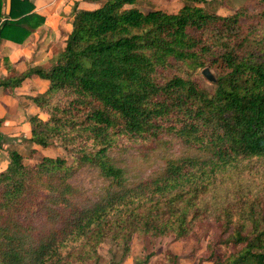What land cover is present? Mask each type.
Listing matches in <instances>:
<instances>
[{
	"label": "trees",
	"instance_id": "1",
	"mask_svg": "<svg viewBox=\"0 0 264 264\" xmlns=\"http://www.w3.org/2000/svg\"><path fill=\"white\" fill-rule=\"evenodd\" d=\"M142 1L149 0L75 7L51 67L0 79L6 91L33 77L48 81L45 94L31 98L47 118L30 117L28 141L62 147L110 182L105 197L84 207L69 183L75 165L52 157L26 164L11 151L0 171V264H91L109 239L129 256L135 238L145 247L184 240L210 218L220 233L201 264H264V182L214 195L220 180L233 184L264 160V12L242 7L223 16L208 0H182L177 13H144ZM4 6L0 0V41L23 44L45 24L30 0H12L7 17ZM206 68L216 82L200 76ZM163 134L200 154L130 187L110 151ZM4 138L0 131V147ZM179 257L170 252L166 264Z\"/></svg>",
	"mask_w": 264,
	"mask_h": 264
},
{
	"label": "rangeland",
	"instance_id": "2",
	"mask_svg": "<svg viewBox=\"0 0 264 264\" xmlns=\"http://www.w3.org/2000/svg\"><path fill=\"white\" fill-rule=\"evenodd\" d=\"M208 1L210 4L206 5V7L218 12L220 15L231 12L232 13L229 15H232L233 11L235 12L239 9L240 5L243 3V0L231 2L230 5L233 6L229 11L223 8V5L229 4L227 3L229 0ZM182 5L183 2H179V0H167V3H164L162 6H156L152 2L142 1L139 2L137 7L144 13H148L154 9H164L169 13H177ZM247 5L246 8L250 14L264 12V4L260 5L255 0L249 1ZM202 72V70H199L198 73L202 78L207 80ZM21 87H23V85ZM38 90L42 91V87L39 86ZM20 91L22 97H24L22 102L18 105L15 103L10 104L12 109L9 110V114L5 119L4 132L7 134L4 135L6 138H4L5 141L0 147V151H3L2 153L0 152V169H3L6 165L11 151H18L24 154L27 158L25 163L31 165L39 163L44 157L64 158L69 165H75L74 173L69 183L77 191L75 201L78 205L84 207L90 206L105 197L110 182L105 180L95 167L91 165L81 166L76 163L73 154L66 151L64 148L56 145L46 149L39 147L40 150H38L34 158H29L33 145L28 141V138L25 137V131H14L13 126L15 127L14 121H17V119L21 117L22 110L24 109H27L28 112L24 111L25 120L24 122L20 120L18 125L21 124L23 126L26 122V118L30 119V117H32V114H28L31 112H29L30 108L27 106V102L34 103V101L28 96H25L26 93L30 92L29 88L26 87L24 90ZM40 95L43 94H39V96ZM10 96L14 97L13 92L10 93ZM15 96L16 98H14L17 100V95ZM11 131L14 136L7 137ZM15 133L18 136H16ZM199 154L197 150L187 147L175 137L163 134L158 139L145 143L139 142L136 144L124 142L123 146L112 149L109 156L119 168L124 170L126 183L132 187L144 180L155 178L162 174L168 162L171 160L186 156H197ZM244 169L246 170L245 175L238 178L239 174H235L234 177L236 180L233 184L230 183L229 178L220 180L217 185L218 189L214 191L216 198H227L229 195L228 192L233 189V186L237 185L234 187L236 190L239 185L242 187H247L249 185L258 186L264 182V160L257 161L255 159L244 167ZM214 195L207 197L213 203L216 202V200L212 198ZM39 217L38 215V218ZM219 233L220 230L215 225L213 218H210L196 227L195 233L184 240L175 241L173 238H158L152 242L148 240L149 243L146 244L147 246L145 247L142 243L143 239L135 238L131 244L129 256L125 255L122 247L109 239L100 248L99 261L91 264H166L168 261L167 256L170 252L180 256L177 264H201L203 256L206 257L210 254L209 246L217 240Z\"/></svg>",
	"mask_w": 264,
	"mask_h": 264
},
{
	"label": "crops",
	"instance_id": "3",
	"mask_svg": "<svg viewBox=\"0 0 264 264\" xmlns=\"http://www.w3.org/2000/svg\"><path fill=\"white\" fill-rule=\"evenodd\" d=\"M3 1L5 4L3 8V14L5 17H7L9 16L8 0ZM249 1L252 0H243L240 8H246ZM255 1L260 5L264 4V1ZM30 2L33 5V12L45 18V24L34 31L23 44H17L9 40L0 41V79L9 77L10 75L24 73L30 68L51 67L54 57L65 48L66 41L73 30V9L77 7L78 10L92 11L100 8L104 4V0H30ZM146 2H152L156 6H162L164 3H167V0H149ZM179 2L183 1L179 0ZM231 2H235V0H229V2H227L229 4L223 5V8L230 11L233 6L230 5ZM231 13L223 14V16H228ZM48 85V81L39 77H33L32 79L26 80L23 83V87H18L12 91H6L3 87H0V119L4 120L0 131L4 135L7 134L4 132L5 119L9 114V110L12 109L10 104L15 103L18 105L24 98L22 97L20 90H24L26 87L29 88L30 92L26 93L25 96L32 98L39 96V94H44L48 89ZM39 86L42 87V91L38 90ZM9 92H13V96L15 98V95H17V100L14 97H11ZM27 103V106L30 108L29 112H31L28 114H32V116L39 115L43 119L47 118V115L42 113L36 104L31 102ZM24 111L28 112L27 109L22 110L21 117L17 119L18 122L14 121L15 127L13 126V130L19 132L25 131V137L29 140L31 138L29 119L26 118V122L23 126L21 124L18 125L20 120L21 122H24L25 120ZM9 136H14L12 131L7 137ZM16 136L18 135L16 134ZM33 149L40 150L39 146L36 145H33ZM0 152L2 153L3 151L1 150ZM8 164L9 160L6 162L4 168L0 169V171L6 169Z\"/></svg>",
	"mask_w": 264,
	"mask_h": 264
},
{
	"label": "water",
	"instance_id": "4",
	"mask_svg": "<svg viewBox=\"0 0 264 264\" xmlns=\"http://www.w3.org/2000/svg\"><path fill=\"white\" fill-rule=\"evenodd\" d=\"M11 8H12V0H8V13L10 15L11 13ZM203 76L209 81V82H216V77L215 75L211 72L209 68H206L202 72Z\"/></svg>",
	"mask_w": 264,
	"mask_h": 264
}]
</instances>
